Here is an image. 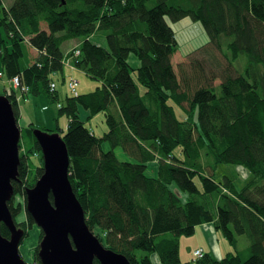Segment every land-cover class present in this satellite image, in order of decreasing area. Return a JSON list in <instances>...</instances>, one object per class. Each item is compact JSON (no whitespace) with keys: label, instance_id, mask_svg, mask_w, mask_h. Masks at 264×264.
Returning a JSON list of instances; mask_svg holds the SVG:
<instances>
[{"label":"trees","instance_id":"trees-1","mask_svg":"<svg viewBox=\"0 0 264 264\" xmlns=\"http://www.w3.org/2000/svg\"><path fill=\"white\" fill-rule=\"evenodd\" d=\"M185 17L201 22L209 44L176 70L178 42L167 20ZM99 33L107 47L93 42ZM76 40L83 42L63 51ZM25 45L31 64L22 68ZM0 61L3 95L21 129V182H13L9 203L19 227L36 224L27 209L17 222L24 209L15 197L26 203L25 188L44 171L35 122L27 128L33 145L22 143L21 110L44 97L42 110L54 108L57 130L43 131L63 137L86 223L110 250L131 264H152V255L164 264H264V0H0ZM70 66L102 86L83 94L70 79L62 93ZM98 112L107 129L101 136L87 126ZM206 161L212 171L245 168L252 180L243 190L227 179L218 186L200 173ZM211 222L236 250L221 260L202 251L183 262L181 239ZM1 232L10 236L3 224ZM241 236L249 243L240 250ZM139 250L145 256L136 260ZM32 251V262L42 264L39 246Z\"/></svg>","mask_w":264,"mask_h":264},{"label":"water","instance_id":"water-1","mask_svg":"<svg viewBox=\"0 0 264 264\" xmlns=\"http://www.w3.org/2000/svg\"><path fill=\"white\" fill-rule=\"evenodd\" d=\"M41 148L43 174L25 188L26 209L43 236L38 257L42 264H130L122 254L105 247L86 223L85 211L70 181V156L60 133L35 129ZM21 129L13 105L0 95V264H28L20 253L26 231L9 207L19 179ZM52 197L53 200L50 198ZM10 236L5 237L1 225Z\"/></svg>","mask_w":264,"mask_h":264},{"label":"rangeland","instance_id":"rangeland-1","mask_svg":"<svg viewBox=\"0 0 264 264\" xmlns=\"http://www.w3.org/2000/svg\"><path fill=\"white\" fill-rule=\"evenodd\" d=\"M167 22L170 24V26L176 32V38H177L176 40L178 42V47H177L175 55L173 56V65L175 66L176 70H178V64L183 60L186 61V58L189 54L190 55H189L188 59L191 58L198 51L205 48L209 44V35L204 30L201 22H194L189 17H185V18L181 19L180 21L174 22V23L170 19H168ZM92 40H93V42L98 43L103 47H107L106 35L103 33H99L97 36L92 37ZM70 43H72V42H70ZM76 44H77V42H76ZM71 45L72 44H69V43L66 44L63 48V51H67ZM24 50H25V55L21 58V66H22V68H27L31 62V59H30L29 55L27 54V52H28L27 45H25ZM132 59L134 60V58H132ZM136 61H137V59H136ZM185 61H183V62H185ZM0 64H1V61H0ZM65 75H66V78H70L66 72H65ZM77 75L82 76L81 79H78V78L74 79V80L79 81V83H80L78 86V91L81 90L82 84H84L85 87L88 88L87 89L88 93L95 92L97 90V88L102 86L100 82L92 79L91 77L85 75L82 72L78 73ZM136 76H137V73H136ZM74 80H71V83ZM60 83H61V86H64V82H60ZM44 104H46V100L44 97L31 99L24 104V105H26V108L24 109V116L22 118H20V126L25 128L24 138H22V143H24V145L26 147L33 145V138L30 134L27 133L28 125L31 124L32 122H35L36 123L35 126L38 127L39 129L42 128V130L46 129V128H47V130H57V123L56 122L51 123L52 127H49L48 123H46L47 127H43V125L39 124V121L43 118L42 117L43 114L46 113V115H48V114L50 115V114H52V112L55 113L54 108H51L52 111H43L42 107L44 106ZM169 104H171L174 107L177 117L182 119L183 113L181 111V108L172 100L169 102ZM45 118L49 122V120L47 119L46 116H45ZM104 120H105L104 113L98 112L95 116L92 117L91 123H88L87 126L92 131L98 130L99 132H102L104 129H106ZM62 122H64V119ZM63 130L66 131V128L64 125H63ZM48 133H50V132H48ZM52 133H56V132L53 131ZM97 134H99V133H97ZM204 164L206 165V168L201 169L202 170L201 172L199 170L198 171L204 176L211 177L218 186L221 184L222 181H225L227 179V180H232V182L234 183L236 188L243 190L248 185V183H250V180H252V176H250L249 170H247L245 168H242V170H240V168L239 169L234 168L233 165H223V166H220L218 168V171H212L211 167L209 166L210 165L209 161H206V163H204ZM34 165H35V163L33 161H31V166H34ZM156 165L157 164H153L148 168L147 173L150 176H155ZM237 169H238V171H237ZM242 172L246 174L245 178H244V175L242 174ZM35 173H36V171L31 172L30 178H33ZM252 183H254V182H252ZM256 187L259 188L260 185H257ZM171 189L174 191H177L175 186H172ZM226 193H228V192H226ZM15 200H17V202H22V206L24 209L23 215H21L17 218V222H21L25 219V216H24L25 210H26L25 199L23 196L17 195L15 197ZM209 225L216 226L215 222H211V223H209ZM98 230L99 229H96V231H98ZM26 233H28V236L23 240L22 244L20 245V253L23 256V258L28 263H30V262L34 261V259L32 257V254H33L32 250L35 247H38L39 243L41 241L40 235H39L40 229L36 225L33 227V229H29L28 232L26 231ZM98 233L100 234L101 232L98 231ZM101 236L104 238V234H101ZM167 236H168V238L171 237V235L169 233L167 234ZM183 239H186L184 241H188L187 239H189V238H183ZM247 243H249L248 239L245 236H241L240 242H239V247L245 248V245ZM193 244L197 245V243H193ZM105 247H107V246H105ZM232 249L236 250V247L234 245H232ZM136 254H137L136 260L137 259L140 260L143 256H145L144 253L140 250L137 251ZM195 254L198 256H201L202 250H197L195 252ZM155 256H157V255H154V256L152 255V257H151V263L152 264H164V262L161 261V259L159 257H155ZM182 260L184 262L191 261V259L185 260L184 258ZM129 262L131 264L130 260H129ZM33 263H36V262H32V264Z\"/></svg>","mask_w":264,"mask_h":264},{"label":"crops","instance_id":"crops-1","mask_svg":"<svg viewBox=\"0 0 264 264\" xmlns=\"http://www.w3.org/2000/svg\"><path fill=\"white\" fill-rule=\"evenodd\" d=\"M76 42H77L78 45H80L79 43L80 42L82 43L83 41H79V42L77 40L76 41H72V43H69V44H72V45L68 48V50H72V49L76 48V46H78L76 44ZM27 54L28 55L30 54L29 53V49H28ZM132 58H134V60ZM130 60L132 62H134L135 65H136L137 61H136V57L134 55H132L130 57ZM30 64H31V62H30ZM64 72H66L69 75V77H70V78H66V75H65L64 86H61V87L59 86V88L62 89L61 92L65 94L66 92L68 93L67 84H68L69 80L70 79H75V78L81 79L82 76L81 75H77V74L81 73L82 71H80L78 69H75L73 66H70V67H65ZM79 84L80 83L78 81V86H79ZM4 86H6V82L5 81H0V95H3ZM87 89L88 88H86L85 85L82 84L81 90L79 91V93L86 94V93H88ZM45 105L46 104H44L43 107H45ZM23 106L26 107V105H23ZM21 115H24V110H21ZM45 116L47 117V119H49V122L46 120ZM42 117L43 118L41 119V124L44 125V124L48 123V126L51 127V123L54 122V118H55L54 113H52L50 115L49 114L46 115V113H45V114L42 115ZM103 131H106V130L104 129ZM92 132L94 134L98 135V136H101L103 134L102 132H99L98 130L97 131H92ZM97 133H99V134H97ZM184 240H186V239L182 238L181 241H180V245L183 244V245L180 246V257H181V260L183 258L185 260H190L191 258L189 257V255H192V254L196 255L195 252L197 250H202L203 253H209L213 257L218 258L219 260H221L223 257L227 256V254L229 252L233 251L231 245L224 239L222 234L219 231H217L215 226L209 225V223L197 226L195 235L191 239H187L188 241H184ZM193 243H197V245H194ZM239 249L241 250L240 247H239ZM155 257H158V256H155ZM192 260L193 259H191V261ZM186 262H190V261H186Z\"/></svg>","mask_w":264,"mask_h":264},{"label":"built area","instance_id":"built-area-1","mask_svg":"<svg viewBox=\"0 0 264 264\" xmlns=\"http://www.w3.org/2000/svg\"><path fill=\"white\" fill-rule=\"evenodd\" d=\"M19 82H20L19 79L14 80L15 87L19 86ZM76 86H77V84L74 81L70 84V88L75 94H76ZM35 264H41V263H35Z\"/></svg>","mask_w":264,"mask_h":264}]
</instances>
